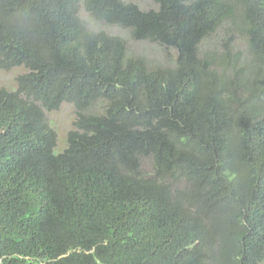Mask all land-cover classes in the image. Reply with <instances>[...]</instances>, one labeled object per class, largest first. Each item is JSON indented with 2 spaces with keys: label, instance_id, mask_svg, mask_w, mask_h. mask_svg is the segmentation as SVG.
I'll list each match as a JSON object with an SVG mask.
<instances>
[{
  "label": "trees",
  "instance_id": "16d2710c",
  "mask_svg": "<svg viewBox=\"0 0 264 264\" xmlns=\"http://www.w3.org/2000/svg\"><path fill=\"white\" fill-rule=\"evenodd\" d=\"M223 24L237 38L211 46ZM16 67L0 264L264 263V0H0V70Z\"/></svg>",
  "mask_w": 264,
  "mask_h": 264
},
{
  "label": "rangeland",
  "instance_id": "374dc122",
  "mask_svg": "<svg viewBox=\"0 0 264 264\" xmlns=\"http://www.w3.org/2000/svg\"><path fill=\"white\" fill-rule=\"evenodd\" d=\"M141 5H149L152 0H135ZM82 16L86 20V25L97 31L99 29L105 30V23L95 21L88 14L86 10L82 11ZM116 31V30H115ZM117 32V31H116ZM126 37V36H125ZM209 37L212 39L211 46L214 45L216 41L226 42L228 38H237V25L232 24L228 26L223 24L218 26L215 31H213ZM133 52L145 56L149 62L156 64L163 62L161 49L156 45L150 43V41H138L129 40ZM234 58V57H233ZM25 67H16L12 70H0V88H7L9 90L18 89V77L20 74L24 73ZM76 107L73 103L66 102L62 105L59 110H55L48 113V119L51 125L57 130L59 134L58 147H56V152L63 151L68 145V132L74 128V121L76 119ZM150 169V165H147ZM264 264V263H263Z\"/></svg>",
  "mask_w": 264,
  "mask_h": 264
},
{
  "label": "clouds",
  "instance_id": "9594fccd",
  "mask_svg": "<svg viewBox=\"0 0 264 264\" xmlns=\"http://www.w3.org/2000/svg\"><path fill=\"white\" fill-rule=\"evenodd\" d=\"M53 128H54V127H53ZM56 131H57V130H56ZM58 136H59V134H58ZM58 142H59V141H58ZM57 147H58V145H57ZM60 152H61V151H60ZM147 163H148V164H150V160H149V161H147Z\"/></svg>",
  "mask_w": 264,
  "mask_h": 264
}]
</instances>
